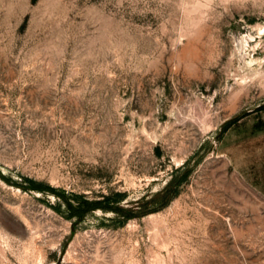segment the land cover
<instances>
[{
  "label": "rangeland",
  "instance_id": "rangeland-1",
  "mask_svg": "<svg viewBox=\"0 0 264 264\" xmlns=\"http://www.w3.org/2000/svg\"><path fill=\"white\" fill-rule=\"evenodd\" d=\"M0 264H264V0H0Z\"/></svg>",
  "mask_w": 264,
  "mask_h": 264
},
{
  "label": "trees",
  "instance_id": "trees-1",
  "mask_svg": "<svg viewBox=\"0 0 264 264\" xmlns=\"http://www.w3.org/2000/svg\"><path fill=\"white\" fill-rule=\"evenodd\" d=\"M38 189H41L40 187H37ZM99 204L101 205V203H98V205H96V206H99ZM117 210V209H116Z\"/></svg>",
  "mask_w": 264,
  "mask_h": 264
},
{
  "label": "bare ground",
  "instance_id": "bare-ground-1",
  "mask_svg": "<svg viewBox=\"0 0 264 264\" xmlns=\"http://www.w3.org/2000/svg\"><path fill=\"white\" fill-rule=\"evenodd\" d=\"M252 61H253V60H252ZM248 64H249V63H248ZM253 64H254V63H253ZM253 64H252V65H253ZM252 65H251V66H252ZM257 73H259V72H257Z\"/></svg>",
  "mask_w": 264,
  "mask_h": 264
}]
</instances>
